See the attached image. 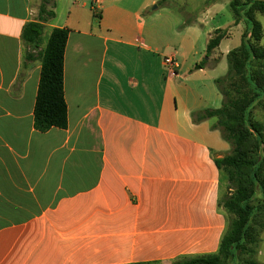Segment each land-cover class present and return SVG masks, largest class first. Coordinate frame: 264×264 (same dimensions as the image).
Segmentation results:
<instances>
[{
    "label": "crops",
    "instance_id": "1",
    "mask_svg": "<svg viewBox=\"0 0 264 264\" xmlns=\"http://www.w3.org/2000/svg\"><path fill=\"white\" fill-rule=\"evenodd\" d=\"M56 1L32 48L23 29L41 0H0V264H171L217 252L227 216L215 160L231 145L192 113L222 105L211 60L227 59L222 45L241 24L222 21L219 0ZM203 5L205 31L185 17ZM231 26L208 66L194 67L209 35ZM55 27L69 29L68 126L41 132V54Z\"/></svg>",
    "mask_w": 264,
    "mask_h": 264
},
{
    "label": "trees",
    "instance_id": "2",
    "mask_svg": "<svg viewBox=\"0 0 264 264\" xmlns=\"http://www.w3.org/2000/svg\"><path fill=\"white\" fill-rule=\"evenodd\" d=\"M157 4L170 5L169 0H159ZM229 6L235 20L233 27L244 22L245 29L241 44L227 54V73L215 79L223 97L222 105L192 113L195 123L209 120L211 127L220 130L231 145L229 153L215 160L229 188L221 198L227 227L217 252L184 256L171 264H259L256 255L259 237L264 231V123L257 119L255 107L264 108V46L261 42L264 29L255 12L264 15V1L230 0ZM56 9V0H41L37 18L23 29V38L29 46L37 48L43 43L46 23L56 17ZM189 23L186 20L183 26ZM231 28H218L209 35L208 57L229 37ZM68 38L69 29L53 28L41 54V77L34 107V125L41 132L68 126L64 88ZM219 60L220 56L213 57L211 67ZM208 62L203 60L200 65L206 67Z\"/></svg>",
    "mask_w": 264,
    "mask_h": 264
},
{
    "label": "rangeland",
    "instance_id": "3",
    "mask_svg": "<svg viewBox=\"0 0 264 264\" xmlns=\"http://www.w3.org/2000/svg\"><path fill=\"white\" fill-rule=\"evenodd\" d=\"M175 1H176V3H179L178 0H175ZM219 1L223 2V3L226 2V5H227L226 13L220 15V18L222 19V21H225L224 20L225 19V15H227L229 13L233 17L234 15H233V13H232V11L230 9V6H229L230 0H219ZM191 2H192V0H191ZM155 5L156 4H154L153 6H150L146 10L145 15L147 17L150 15V12L151 13L153 12L152 9L154 8ZM204 7L205 6L203 5L201 8H199V10L191 12L188 16L185 14V17L189 21H191L192 19H196L197 20V22L194 25L197 26L201 31H205L204 29H206L204 21L207 19V17L204 14V10H205ZM88 8H90V3H89V7ZM186 8H187V6H186ZM97 11H99V10L97 9ZM182 11H184L183 7H182V10H181V13H182ZM255 15H256V18L261 22V24L263 26V29H264V15H262L259 11H256ZM191 23L192 22H190L188 25H190ZM244 29H245L244 22L241 23V28L235 27L233 29L232 38L227 39L226 41H224V43L222 45V49H223V47H225L226 44H228L231 48L239 46L241 44V39H242L241 37H242V33H243ZM207 41H208V38H207ZM261 42H262V45L264 46V35H263V38H262ZM218 55H220V60H219L218 64L213 66L211 69L212 70L215 69L218 77H221V76L225 75L227 73V71H228V62H227V59L225 57L221 56L222 55L221 52L220 53L218 52ZM206 57H207V55L205 53V55L201 58L200 62L195 64L194 67L199 65L203 60H207ZM255 115H256L258 120H260L262 123H264V108L263 107H261L260 105H257L255 107ZM224 186H225V193H224V195H225L226 193L229 192L228 183H227L226 180H224ZM259 238H260L259 248H258L259 252L256 255V259H257L259 264H264V231L261 232Z\"/></svg>",
    "mask_w": 264,
    "mask_h": 264
},
{
    "label": "built area",
    "instance_id": "4",
    "mask_svg": "<svg viewBox=\"0 0 264 264\" xmlns=\"http://www.w3.org/2000/svg\"><path fill=\"white\" fill-rule=\"evenodd\" d=\"M164 65L169 74H175L176 72V60L173 56H167L164 58Z\"/></svg>",
    "mask_w": 264,
    "mask_h": 264
},
{
    "label": "water",
    "instance_id": "5",
    "mask_svg": "<svg viewBox=\"0 0 264 264\" xmlns=\"http://www.w3.org/2000/svg\"><path fill=\"white\" fill-rule=\"evenodd\" d=\"M257 1H264V0H257ZM154 8H157V4L154 6ZM209 57L207 56L206 59H208ZM201 66L198 65L197 68H200Z\"/></svg>",
    "mask_w": 264,
    "mask_h": 264
}]
</instances>
